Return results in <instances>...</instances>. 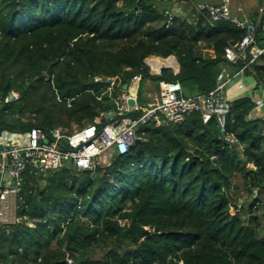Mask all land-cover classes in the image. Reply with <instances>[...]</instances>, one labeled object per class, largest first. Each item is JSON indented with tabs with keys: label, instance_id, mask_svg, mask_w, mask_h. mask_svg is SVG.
Wrapping results in <instances>:
<instances>
[{
	"label": "trees",
	"instance_id": "16d2710c",
	"mask_svg": "<svg viewBox=\"0 0 264 264\" xmlns=\"http://www.w3.org/2000/svg\"><path fill=\"white\" fill-rule=\"evenodd\" d=\"M173 4L0 0V135L104 123L135 76L179 81L185 95L213 90L225 48L246 31L196 9L181 17ZM256 38L264 47V20ZM151 56H175L179 73L152 75ZM248 74L262 87L264 54ZM253 110L245 94L231 101L226 135L236 143L216 117L204 123L191 114L181 124L142 125L141 141L108 165H67L42 179L26 173L18 221L0 228V264H264L251 216L264 205V115ZM234 176L256 193L239 212Z\"/></svg>",
	"mask_w": 264,
	"mask_h": 264
},
{
	"label": "built area",
	"instance_id": "2783aa9c",
	"mask_svg": "<svg viewBox=\"0 0 264 264\" xmlns=\"http://www.w3.org/2000/svg\"><path fill=\"white\" fill-rule=\"evenodd\" d=\"M196 11L206 14L211 23L225 20L246 31L240 42L225 48L227 64L219 72L215 88L205 94L185 95L179 81H160L151 103L142 102L138 93L134 97L136 104L130 107L128 100L133 96L124 90L115 99L117 110L108 112H116L117 115L104 123L100 117L94 123L77 126L71 131L61 127H33L25 133L5 131L0 135V228L18 221L17 209L26 173L44 176L67 165L78 172L107 165L115 153H127L136 139H141L138 131L142 125L153 123L156 127H164L169 123L181 124L191 114L201 115L204 123L216 117L225 139L236 143V139L226 135V116L232 101L228 90L232 84L241 92L250 90L248 98L254 103V114L264 115V84L247 89L246 83L248 72H253L254 64L264 54V47L256 40L259 24L233 17L229 0L217 5L200 3ZM238 11L242 8L238 7ZM146 64L151 70L147 60ZM165 67L169 66H163L159 75ZM135 79H141V76H135ZM12 96L16 98L18 95L14 92ZM131 112L140 114L136 117L124 115ZM68 262L73 263L71 259Z\"/></svg>",
	"mask_w": 264,
	"mask_h": 264
},
{
	"label": "crops",
	"instance_id": "0c3cea01",
	"mask_svg": "<svg viewBox=\"0 0 264 264\" xmlns=\"http://www.w3.org/2000/svg\"><path fill=\"white\" fill-rule=\"evenodd\" d=\"M223 1L224 0H174L173 8L171 11L173 14L179 15L181 17L192 18L193 12L196 9V6L198 4L209 3V4L217 5V4H221ZM229 6H230V12L233 15V17L241 19V20H245V21L249 20V21L257 22L258 24H260L261 18L264 15V0H229ZM238 7H241L242 11H238ZM153 58H159L161 60H164V58L155 57V56H151V57L147 58L146 60L148 61V60L153 59ZM169 58H173L176 61L177 66H178L177 68L176 67L171 68L170 66L169 67L174 71V73H179L180 64L178 63L176 57L173 56V57H169ZM166 59H168V58H166ZM159 73L157 75H159ZM249 76L252 80H254L251 75H249ZM250 78L248 77L246 79L247 83H249L247 89L252 88V85L250 84ZM133 81H132V84H133ZM132 84L129 87V89L127 90L131 95H132V93H131ZM157 84H158V82H154V81H151L149 79H147L143 82L141 79H139L135 96H138V93L140 92V88L142 86L143 87V94H142V96L140 95L142 97V102H144L143 101L144 97L146 98V102H144V103L154 102L156 93L158 91L155 88V85H157ZM249 91H245V92L240 91L239 94H237L236 96L238 97L241 94H245L248 96ZM135 96H133V97H135ZM230 98L232 100L235 99L234 96H232Z\"/></svg>",
	"mask_w": 264,
	"mask_h": 264
},
{
	"label": "rangeland",
	"instance_id": "374dc122",
	"mask_svg": "<svg viewBox=\"0 0 264 264\" xmlns=\"http://www.w3.org/2000/svg\"><path fill=\"white\" fill-rule=\"evenodd\" d=\"M212 53H213V51H210V54H212ZM151 74L152 75H157V74H153L152 72H151ZM248 77L250 78L249 75L247 76V78ZM234 82H236V80ZM247 84L249 85V83H247ZM250 84L252 85L253 88H256V83L251 78H250ZM155 88H156V90H158L159 89V85L158 84L155 85ZM239 92L240 91L237 89L235 84H232L229 87V90H228L229 97L234 96V98L236 99V97H237L236 95L239 94ZM18 98H19V95L15 99H18ZM143 101L146 102V98L145 97L143 98ZM124 115L129 116L130 113H125ZM75 127H77V124L74 123L73 124V129ZM5 131H3L1 134H3ZM239 149L242 150V147L240 146ZM232 184H233V191L232 192H233L235 198H237V201H238L237 202L236 211L239 212L242 207H245L247 209L249 207V203L256 196V193L253 196H250L248 191L243 187L242 179L239 176L232 177ZM251 216L252 217H256L258 219V221H259V230L262 232V235L264 236V205H263L262 201H259V202H257L255 204L254 212L251 214ZM255 221L253 223L254 227L257 225Z\"/></svg>",
	"mask_w": 264,
	"mask_h": 264
},
{
	"label": "bare ground",
	"instance_id": "6f19581e",
	"mask_svg": "<svg viewBox=\"0 0 264 264\" xmlns=\"http://www.w3.org/2000/svg\"><path fill=\"white\" fill-rule=\"evenodd\" d=\"M148 62L151 64V72L154 74H158L160 72L161 67L163 66H170V67H178L176 61L173 58H168L161 60L159 58H153L148 60ZM139 79H135L132 84L131 93L133 96L136 95L137 85H138Z\"/></svg>",
	"mask_w": 264,
	"mask_h": 264
},
{
	"label": "water",
	"instance_id": "95a60500",
	"mask_svg": "<svg viewBox=\"0 0 264 264\" xmlns=\"http://www.w3.org/2000/svg\"><path fill=\"white\" fill-rule=\"evenodd\" d=\"M170 15H168V17H169ZM263 20H264V15H263V17L261 18V22H260V26L262 27V25H263ZM245 27H247V24L245 25ZM171 57H173V56H171ZM166 68H170V67H166ZM48 73H49V70H48ZM99 81H103V79H99ZM107 83H109V84H111V83H113V79H111V78H109V79H107ZM124 89L125 90H128V85H126L125 87H124ZM10 99H13V96L11 95L10 96ZM128 104H129V106L130 107H134V105L136 104V99L134 98V97H131L129 100H128ZM117 115V113L116 112H112V113H105L104 115H103V118L105 119V120H110L111 118H113V117H115ZM141 140L140 139H136V141H135V143H139ZM43 178V175H40L39 176V179H42Z\"/></svg>",
	"mask_w": 264,
	"mask_h": 264
}]
</instances>
